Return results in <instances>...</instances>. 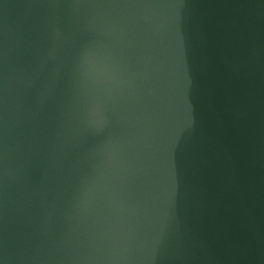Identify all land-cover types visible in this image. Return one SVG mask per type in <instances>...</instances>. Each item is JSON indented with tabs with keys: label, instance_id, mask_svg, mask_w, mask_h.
Instances as JSON below:
<instances>
[{
	"label": "water",
	"instance_id": "obj_1",
	"mask_svg": "<svg viewBox=\"0 0 264 264\" xmlns=\"http://www.w3.org/2000/svg\"><path fill=\"white\" fill-rule=\"evenodd\" d=\"M0 264H264V0H0Z\"/></svg>",
	"mask_w": 264,
	"mask_h": 264
}]
</instances>
